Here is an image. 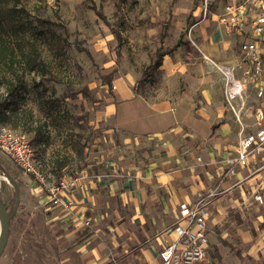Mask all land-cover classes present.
Segmentation results:
<instances>
[{"label":"crops","instance_id":"obj_1","mask_svg":"<svg viewBox=\"0 0 264 264\" xmlns=\"http://www.w3.org/2000/svg\"><path fill=\"white\" fill-rule=\"evenodd\" d=\"M210 28L197 24L195 49L162 58L152 90L115 80L102 114L119 140L105 160L110 179H77L52 194L64 264H160L186 226L181 207L210 195L206 264H264V153L229 164L258 131L260 101L250 86L231 109L226 73L242 77V40Z\"/></svg>","mask_w":264,"mask_h":264},{"label":"rangeland","instance_id":"obj_2","mask_svg":"<svg viewBox=\"0 0 264 264\" xmlns=\"http://www.w3.org/2000/svg\"><path fill=\"white\" fill-rule=\"evenodd\" d=\"M15 1L11 6L31 16L44 13L54 25L27 34L25 45L36 48L39 67L21 58L12 71L0 64V118L28 136L43 177L0 152V197L14 213L0 264H64L69 251L52 221V191L77 179H110L105 160L119 140L102 114L115 80L152 90L160 55L195 49L194 26L216 29L230 6L250 0Z\"/></svg>","mask_w":264,"mask_h":264},{"label":"built area","instance_id":"obj_3","mask_svg":"<svg viewBox=\"0 0 264 264\" xmlns=\"http://www.w3.org/2000/svg\"><path fill=\"white\" fill-rule=\"evenodd\" d=\"M250 4L230 6L225 15L218 18L219 25L227 35L240 38L242 59L237 69L242 70L240 80L235 79L232 71L227 72L224 96L232 110L231 100L241 96L248 87L256 90L260 106L255 113L258 126L256 134L241 140L237 158L230 165L247 166L253 156L264 153V0H250ZM0 152L12 159L19 168L27 174L43 181L39 171L35 153L28 136L18 132L0 121ZM72 182L63 183L61 188L54 189L55 195L59 190L69 188ZM209 197L200 199L191 206L181 207V217L186 226L178 228L180 239L167 246L160 253V264H206L207 249V220Z\"/></svg>","mask_w":264,"mask_h":264},{"label":"trees","instance_id":"obj_4","mask_svg":"<svg viewBox=\"0 0 264 264\" xmlns=\"http://www.w3.org/2000/svg\"><path fill=\"white\" fill-rule=\"evenodd\" d=\"M1 1L0 64L7 66L9 70L12 71L16 67L19 58H21L23 61H25V65H27L28 67H39L41 65V62L38 58V52L36 48L32 47L30 49L31 51H28L25 45V43L28 41L27 34L29 33V31L34 29V27L40 29L50 28V26L54 25V23L51 20L45 18L43 16L44 13L38 12L37 15L31 16L29 14L30 12L25 8L11 6L12 0ZM17 2L15 1V3ZM98 15L101 16L100 13ZM171 52L172 51L160 55V59L158 60L156 65L159 67L162 58L166 54ZM0 121L4 123L2 118H0Z\"/></svg>","mask_w":264,"mask_h":264},{"label":"water","instance_id":"obj_5","mask_svg":"<svg viewBox=\"0 0 264 264\" xmlns=\"http://www.w3.org/2000/svg\"><path fill=\"white\" fill-rule=\"evenodd\" d=\"M19 191L17 192V205L19 203ZM14 213L10 214L8 209L0 197V260L3 257L10 239L11 220Z\"/></svg>","mask_w":264,"mask_h":264},{"label":"bare ground","instance_id":"obj_6","mask_svg":"<svg viewBox=\"0 0 264 264\" xmlns=\"http://www.w3.org/2000/svg\"><path fill=\"white\" fill-rule=\"evenodd\" d=\"M2 180V178L0 177V181ZM0 232H1V228H0Z\"/></svg>","mask_w":264,"mask_h":264}]
</instances>
